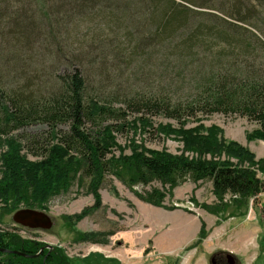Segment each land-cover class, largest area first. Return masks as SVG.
<instances>
[{
  "label": "rangeland",
  "instance_id": "374dc122",
  "mask_svg": "<svg viewBox=\"0 0 264 264\" xmlns=\"http://www.w3.org/2000/svg\"><path fill=\"white\" fill-rule=\"evenodd\" d=\"M79 3L0 0V89L7 98L26 95L50 99L61 93L64 78L77 73L85 82L87 100L110 109L100 122L85 125L89 135L112 125L118 129L114 136L126 155L131 154L133 144L189 160L237 164V159L225 154L213 157L187 150L178 135L168 133V128L179 130L181 124L137 103L167 97L173 103H186L195 95L200 75L209 70L225 43L213 50L187 46L184 50L193 36L226 33L255 57H264V0ZM229 59L234 61V57ZM182 123H186L185 129L218 127L227 141L237 142L254 154L257 163L264 159V140L249 139L259 125L247 118L199 114ZM51 130L50 126L34 124L11 132L9 137L21 141L29 159L35 161L30 153H42L53 142ZM58 132L67 134L69 125L59 127ZM115 153L119 156L121 151L116 149ZM255 170L264 182V172ZM74 178L42 209L53 221L51 230L18 226L22 238L61 248L70 264L86 260L88 264H213V253L234 257L247 245L252 251L238 264H264V193L249 200L248 208L234 206L232 199L223 213L214 215L200 207L218 206L212 182L187 181L168 195L166 206L172 210H167L144 203L118 179L106 176L98 189L102 205L95 208L91 179L82 178L80 173ZM151 187L161 185L155 182L146 190ZM144 189L136 187L139 192ZM12 215L0 203V217L6 225L1 228L17 227ZM193 217H198L201 226L205 222V238L196 235L198 225ZM159 233L157 249L154 241Z\"/></svg>",
  "mask_w": 264,
  "mask_h": 264
},
{
  "label": "trees",
  "instance_id": "16d2710c",
  "mask_svg": "<svg viewBox=\"0 0 264 264\" xmlns=\"http://www.w3.org/2000/svg\"><path fill=\"white\" fill-rule=\"evenodd\" d=\"M76 1L87 4L86 0ZM191 39L185 43L184 50L187 47L213 50L225 43V47L217 51L209 70L200 75L195 95L186 103H173L167 97L143 99L137 104L162 112L181 124L179 130L168 128V133L178 135L187 150L213 157L225 154L237 159V164L200 158L189 160L133 144L131 154L126 155L114 136L118 129L112 125L98 130L94 136L89 135L85 125L96 120L100 122L110 109L87 100L83 77L75 73L63 79L60 94L47 100L26 95L7 98L8 95L0 89V148L4 149L0 153V203L4 210L9 214L22 207L42 211L47 200L66 190L79 173L82 178L91 179L95 208L102 205L98 189L106 176L115 177L141 201L158 208L172 210L166 206V199L178 186L187 181L206 180L212 182L218 206L201 204L203 210L219 215L232 199L234 206L248 208L249 200L264 193V182L255 170L257 167L264 172V159L257 163L254 154L237 142L227 141L218 127L185 129L186 123L182 122L199 114L239 115L259 125L249 139L264 140V57H255L226 33L209 37L201 34ZM230 57H234V61ZM34 124L50 126L53 142L42 153H30L37 158L32 161L25 153L23 143L10 138L9 134ZM63 125H69V132L61 135L58 131ZM116 149L121 151L119 156H116ZM246 162L249 167H241ZM155 182L160 183L161 188L146 190ZM139 186H143L144 191H136ZM85 215L79 216V220ZM1 226L6 225L0 217V248L25 253L29 257L0 252V264H70L61 248L50 251L42 242L22 238L18 232L20 227ZM207 233L202 221L199 235L203 239ZM83 263L88 264V260Z\"/></svg>",
  "mask_w": 264,
  "mask_h": 264
},
{
  "label": "water",
  "instance_id": "95a60500",
  "mask_svg": "<svg viewBox=\"0 0 264 264\" xmlns=\"http://www.w3.org/2000/svg\"><path fill=\"white\" fill-rule=\"evenodd\" d=\"M11 219L16 226H21L23 228H27L30 230L49 231L53 227V221L51 217L47 215L45 212L37 209H30V208L19 209L18 211L13 213ZM47 248L49 250L53 249L51 245L47 246ZM43 250L44 249H42V251ZM0 252L29 257L25 253H21L17 251H9L7 249H2V248H0ZM227 260H228V264H235V259L232 255H228ZM213 264L216 263L213 262Z\"/></svg>",
  "mask_w": 264,
  "mask_h": 264
},
{
  "label": "crops",
  "instance_id": "0c3cea01",
  "mask_svg": "<svg viewBox=\"0 0 264 264\" xmlns=\"http://www.w3.org/2000/svg\"><path fill=\"white\" fill-rule=\"evenodd\" d=\"M176 212H180V213H182V214H184L183 213V211L181 212V211H179V210H176ZM186 217H191V216H189L188 214H184ZM191 219H193V220H195V222L197 223V225H198V230H197V228H196V223L193 221V222H191V224H192V226H193V229L194 230H197V234L196 235H198L199 234V232H200V228H201V223L198 221V217H193V218H191ZM194 234V231L191 233V236ZM161 235V233H159V234H157V235H155V247L157 248V249H160L158 246H157V239H159V236ZM190 236V237H191ZM254 250V249H253ZM251 251H252V246L251 245H247L246 247H245V249L243 250V253H240L239 255H234V259H235V264H236V262H240L241 260H245V258H247V256H249V254L251 253ZM141 258V257H140ZM144 260V257H143V259H142V261Z\"/></svg>",
  "mask_w": 264,
  "mask_h": 264
},
{
  "label": "flooded vegetation",
  "instance_id": "af4514ba",
  "mask_svg": "<svg viewBox=\"0 0 264 264\" xmlns=\"http://www.w3.org/2000/svg\"><path fill=\"white\" fill-rule=\"evenodd\" d=\"M212 261L215 262L216 264H228L227 254L215 252L212 254ZM236 264H238V262H236Z\"/></svg>",
  "mask_w": 264,
  "mask_h": 264
}]
</instances>
